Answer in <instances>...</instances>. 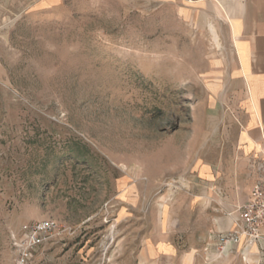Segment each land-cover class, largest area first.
<instances>
[{"label":"rangeland","instance_id":"rangeland-1","mask_svg":"<svg viewBox=\"0 0 264 264\" xmlns=\"http://www.w3.org/2000/svg\"><path fill=\"white\" fill-rule=\"evenodd\" d=\"M210 30L175 0H0V264L49 218L68 233L30 264H264L216 243L241 202L214 185Z\"/></svg>","mask_w":264,"mask_h":264},{"label":"crops","instance_id":"crops-1","mask_svg":"<svg viewBox=\"0 0 264 264\" xmlns=\"http://www.w3.org/2000/svg\"><path fill=\"white\" fill-rule=\"evenodd\" d=\"M175 1L185 5L187 25H213L231 50L214 67L220 77L213 83L215 113L231 128L220 126V138L228 142L220 143L213 176L219 201L236 206L250 197L264 165V0ZM163 246L156 251L175 250L173 244Z\"/></svg>","mask_w":264,"mask_h":264},{"label":"built area","instance_id":"built-area-1","mask_svg":"<svg viewBox=\"0 0 264 264\" xmlns=\"http://www.w3.org/2000/svg\"><path fill=\"white\" fill-rule=\"evenodd\" d=\"M250 197L238 204L231 213L234 222L231 228L219 232L216 237L218 250L225 253L231 247L242 245L250 249L260 244L264 248V165ZM68 233L56 219L36 220L25 226L19 236L13 238L17 252L16 264H30L40 247L60 241Z\"/></svg>","mask_w":264,"mask_h":264},{"label":"bare ground","instance_id":"bare-ground-1","mask_svg":"<svg viewBox=\"0 0 264 264\" xmlns=\"http://www.w3.org/2000/svg\"><path fill=\"white\" fill-rule=\"evenodd\" d=\"M211 32L213 34L214 43L218 46V48H221L222 47V43H221V41L219 39V35H217L216 29L214 28L213 25H211ZM229 223L232 225L233 221L231 219H229ZM253 247H257V249H258L257 245H254Z\"/></svg>","mask_w":264,"mask_h":264}]
</instances>
